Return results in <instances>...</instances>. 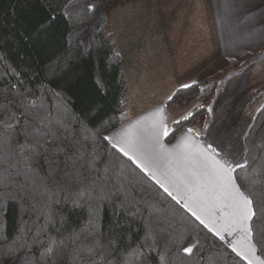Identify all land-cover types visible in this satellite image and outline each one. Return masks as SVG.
I'll return each mask as SVG.
<instances>
[{
  "label": "snow or ice",
  "instance_id": "6c2138e0",
  "mask_svg": "<svg viewBox=\"0 0 264 264\" xmlns=\"http://www.w3.org/2000/svg\"><path fill=\"white\" fill-rule=\"evenodd\" d=\"M69 63L58 58L45 70L55 76ZM10 87L18 99L5 96L0 104V209L17 204L20 222L9 237L0 221V264H152L153 256L156 264H175L180 253L203 260L200 239L177 228V210L161 207L159 190L219 241L232 237L228 247L245 264H264L257 254L258 245L264 251V229L255 227L264 223V127L250 146L226 148L201 139L207 124L182 127L192 111L169 119L162 103L101 137L114 152L100 151L97 133L66 102L51 106L48 93L63 101L60 93L41 84V99ZM105 204L115 217L107 230L99 216ZM85 208L87 219L69 228L65 209Z\"/></svg>",
  "mask_w": 264,
  "mask_h": 264
},
{
  "label": "trees",
  "instance_id": "16d2710c",
  "mask_svg": "<svg viewBox=\"0 0 264 264\" xmlns=\"http://www.w3.org/2000/svg\"><path fill=\"white\" fill-rule=\"evenodd\" d=\"M62 1L0 0V56L4 57L0 59V104L6 102L5 96L8 99H18L15 90L10 87L12 84L17 85L25 95L31 92L33 95L39 94L41 99H44L43 91L38 92L43 84L64 97L61 101L49 92L53 108L66 102L69 111L82 118L89 128L97 133V149L114 152L110 144L101 137L109 136L131 118L127 101L124 58L114 47V39L108 25L110 9L121 0ZM89 3H95L97 9L87 11L86 5ZM69 12L72 13L71 20L67 15ZM70 33L73 34L71 43ZM262 57L264 51L259 52L256 57L247 59L240 70L232 72L231 76L243 71L247 65L259 61ZM58 58H65L70 63L66 70H58L53 76L45 69L50 62H56ZM224 83L208 80L193 83L192 87L187 89L180 87L174 92L176 93L174 100H167L165 105L167 108H178L206 97L216 98ZM262 88L255 86L252 100L248 105L251 127L247 132L249 135L244 138V145L250 146L251 140L264 127V94H260L261 91L264 92V87ZM256 91L257 94H254ZM45 106L49 107V103L46 102ZM192 112L194 116L183 122V128H195L196 123L204 117V124H209L211 114L207 107ZM109 120V123H105ZM206 132L207 130L201 139H204ZM114 155L119 156L118 153ZM120 159L126 161V158ZM131 167L134 168V165ZM150 187L153 194L158 191L151 183ZM159 191L163 201L161 207L175 208L177 228L187 229L190 233L189 239H200L203 249V260L199 253H194L191 258L180 253L182 259L174 256L175 264H206L209 257L214 258L216 264H245L231 251L225 241H219L208 233L182 206L176 205L175 201L162 193V190ZM113 211L107 204L101 207L100 224L105 230L115 219ZM65 214L68 218V227L73 228L87 219L88 211L86 208L65 209ZM0 221L5 222L6 231L11 237L20 222L19 206L9 203L6 208L0 209ZM137 227L133 225L134 231L130 237L133 242L135 236L139 234L136 231ZM255 227L258 230L264 229V223L257 220ZM257 247L258 254L264 258V251L260 250L259 245ZM152 264H156L154 256Z\"/></svg>",
  "mask_w": 264,
  "mask_h": 264
},
{
  "label": "crops",
  "instance_id": "0c3cea01",
  "mask_svg": "<svg viewBox=\"0 0 264 264\" xmlns=\"http://www.w3.org/2000/svg\"><path fill=\"white\" fill-rule=\"evenodd\" d=\"M180 23L184 31L175 30ZM114 47L124 58L128 88L139 80L137 86L165 89L151 92L153 106L129 119L135 120L166 103L157 97L172 95L182 84L213 80L224 61L264 48V0H121L114 6ZM240 86L214 100L205 142L214 124H238L244 145L254 87L249 80L241 93ZM231 240L226 236L227 244Z\"/></svg>",
  "mask_w": 264,
  "mask_h": 264
},
{
  "label": "rangeland",
  "instance_id": "374dc122",
  "mask_svg": "<svg viewBox=\"0 0 264 264\" xmlns=\"http://www.w3.org/2000/svg\"><path fill=\"white\" fill-rule=\"evenodd\" d=\"M68 0H63L62 2H66ZM109 29L112 32V37L114 39V6L109 11ZM183 24H176L175 30L184 31ZM178 41V40H176ZM188 41L189 46L191 45V39L186 40ZM186 46V45H185ZM264 51V48L255 50L252 53H248L244 56H234L231 59L224 61L223 63V71L215 72V76L213 80L217 81H224V86L221 88V90L218 92L217 98H220L223 95H232L236 88V84L240 83V90L241 93L245 90L246 83L250 80V87L251 88H262L264 87V57L260 58L259 61H256L254 63H250L243 69V71L231 76V73H236L240 70L241 65L247 61V59H251L253 57L258 56L259 52ZM156 71V70H155ZM243 72V73H242ZM155 81V80H154ZM207 81V80H206ZM205 81V82H206ZM212 81V80H209ZM239 81V82H238ZM136 84L128 88V94H127V101L130 109V115L131 118H135V115H138L140 113H143L145 110H148L150 106H153L154 101L151 99L150 96L151 92H160L161 89L165 90L164 88L159 87H151V85L147 86H137ZM157 82V81H156ZM204 82V81H203ZM200 82V83H203ZM263 89V88H262ZM259 90V89H258ZM258 91H256L254 94H257ZM262 92V91H261ZM261 95L264 94L261 93ZM164 92H162L160 95H163ZM167 94H164L163 96L157 97V101H162L163 99L167 98ZM253 95V92H252ZM155 100V98H153ZM216 98L206 97L205 99L198 101V102H192L185 106H180L178 108H170L171 109V115L168 114L169 119L172 118H178L181 114H185L187 111H192L198 108L207 107L208 109H212V107H215L217 102H215ZM156 102V101H155ZM215 102V105H213ZM238 103V102H237ZM237 103L235 105L237 106ZM242 105V103H241ZM240 105V106H241ZM169 110V109H168ZM248 111V109H247ZM211 113V111H210ZM205 118V117H204ZM204 118L198 121L195 125V128H203L204 126ZM211 121V120H210ZM209 121V123H210ZM228 125H233L232 127H229ZM209 126V124H208ZM224 125H220V123L214 124L211 128V135L208 137L209 143L214 142L216 144H222L226 148H230L231 144H233L232 148H234V144L237 149H240L242 145L240 144L242 139V133L240 132L238 128V124H226V126L221 127ZM171 127V124H170ZM208 129V128H207ZM241 133V134H240ZM215 140V141H214ZM238 141V143H237ZM227 142L230 143L227 145ZM236 142V143H235ZM258 253V252H257ZM259 255V254H258Z\"/></svg>",
  "mask_w": 264,
  "mask_h": 264
}]
</instances>
